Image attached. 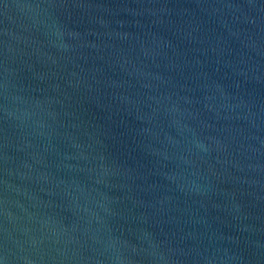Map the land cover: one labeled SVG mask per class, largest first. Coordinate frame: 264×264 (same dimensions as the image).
<instances>
[{
  "label": "water",
  "instance_id": "water-1",
  "mask_svg": "<svg viewBox=\"0 0 264 264\" xmlns=\"http://www.w3.org/2000/svg\"><path fill=\"white\" fill-rule=\"evenodd\" d=\"M0 264H264V0H0Z\"/></svg>",
  "mask_w": 264,
  "mask_h": 264
}]
</instances>
